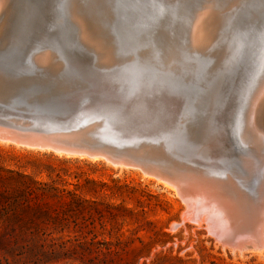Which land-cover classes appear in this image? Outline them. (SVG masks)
I'll list each match as a JSON object with an SVG mask.
<instances>
[{
  "label": "rangeland",
  "instance_id": "1",
  "mask_svg": "<svg viewBox=\"0 0 264 264\" xmlns=\"http://www.w3.org/2000/svg\"><path fill=\"white\" fill-rule=\"evenodd\" d=\"M234 1L232 0V4H230L231 0L211 2L213 10L216 9L218 20L212 36L214 40L211 38L212 42L209 43V47L201 53L198 51V56L195 54L196 50H192L191 55L187 50L190 48L187 26L190 25L196 9L200 10L199 7L207 5L206 2L210 4L208 0H205V3L204 0H105L104 12L98 13L94 18L91 15L86 17L76 10L78 3L81 2L78 0H35L40 5V9L38 8L41 16L40 24L46 29V38L38 41L30 40L26 45L32 50V47L41 46L43 42L42 45L46 46L45 52L50 50L53 53L55 61L51 57V63H57L56 60L61 59L68 65L67 59L73 56L76 59H86V66L96 67L99 64L97 68L100 73L107 74L106 83L122 95L118 100L123 104L121 106L123 116L121 120L111 121L112 124L109 125L111 132L120 133L128 138L137 132L147 133L148 136L152 134L158 138L160 143L154 137L142 142L148 146H154V149H159L173 161L185 165L184 167L190 170L199 169L207 177H214L223 184V188L229 194L231 190L238 193L246 192L249 188L248 181H245L243 173L233 169V163L239 157L249 156L253 160H256L258 156H263L264 160V154L257 152L252 154L246 152V154L241 151L242 149L238 150L235 143V132L237 134L235 120L241 136L242 129H248L246 123L248 120L247 106L249 105L247 102L241 106L242 102L252 96L258 85L264 84V78H262L264 73V0H236L237 3ZM226 5L230 7L226 8ZM7 10L9 11V6L8 9L4 8L0 14V19H2L0 20V31L7 17ZM76 18L79 21L75 20ZM83 22L87 24H82ZM85 25L87 26L84 28ZM56 31L57 33H54ZM81 31H86V37L85 33H83V38L80 37ZM222 34L224 36L227 34V37ZM87 35L88 41L92 40L95 43L89 41L90 44L87 41ZM84 38L87 44L84 43ZM99 46L100 49H98ZM26 51L29 50L26 49ZM101 53L105 54L101 56L99 55ZM97 54L100 58L95 57ZM187 56L188 59H186ZM101 57L105 58V61ZM200 62L206 64V67ZM131 72L137 77H133ZM253 76L258 84L255 85L253 91L245 93L239 102H235L236 88L239 86V90L243 82ZM137 81L141 85L143 82L145 86H141L140 83L138 86ZM161 95H168L167 98L170 101H161ZM118 100L116 99L117 102ZM240 106L243 108L240 111L241 114L238 113ZM208 111L212 115L218 113V124L221 123L226 128L225 131L229 132H226L228 135L226 142L216 145L214 149L216 151L201 153L197 152L200 151L198 148L197 151L189 153L187 148L181 149L179 146L170 144L169 140H172L182 124L187 125L188 121L200 120L201 117L207 119ZM261 112L259 120L261 118L262 121L263 108ZM232 118L234 121L230 120ZM261 121L259 124L264 134V122L261 124ZM239 135L240 142L242 137ZM247 146L250 147V145ZM0 163L12 168L24 169L39 180L58 182L63 177L73 181L74 173L78 172L81 178L91 177L104 181L110 186L119 187L113 195L106 190L98 197L114 202L123 200L125 204L135 209H139V205H142L146 218L152 221L155 229L158 230L155 235L158 242L151 249L147 261L154 258L156 264H264V249L231 251L228 247L221 246L214 233L210 231L209 224L207 226V222H197L190 217L191 213L185 202L173 189L162 181H157L155 177L143 174L144 171L137 167L112 165L103 159L69 156L45 149L26 148L1 140ZM63 169H67L70 176L64 175ZM57 172L60 175L59 178L56 176ZM229 177L234 181L230 182Z\"/></svg>",
  "mask_w": 264,
  "mask_h": 264
},
{
  "label": "water",
  "instance_id": "2",
  "mask_svg": "<svg viewBox=\"0 0 264 264\" xmlns=\"http://www.w3.org/2000/svg\"><path fill=\"white\" fill-rule=\"evenodd\" d=\"M78 1L81 2L76 10L86 17L91 15L94 18L105 8V0ZM3 4L1 12L8 6L9 11L0 31L1 141L8 139L9 143L26 148L103 159L109 163L122 161L148 170L156 168L186 179L188 168L142 142L153 137L157 140V137L136 131L128 138L109 130L113 120L122 119L123 104L118 100L122 95L106 83L107 74L100 73L99 64L96 67H81L72 61V58L76 59L73 56L69 57L68 65L62 60L51 63L49 60L53 55L45 52L46 46L43 45L26 51L28 41L46 38V29L40 24L38 2L4 0ZM256 84L257 79L253 76L243 82L239 90L238 86L234 92L235 102H239L245 93L253 91ZM261 86L258 85V88ZM262 108L264 110V103ZM203 118L182 124L169 140L170 144L175 146L174 142H180V148L185 149L186 144L198 138L196 127ZM194 130L195 135L191 134ZM257 152L263 154L261 150ZM262 157L258 156L256 160L239 157L232 166L248 181L246 192L237 193L249 206L257 204L262 195L259 182L264 170ZM252 237L250 242L243 244V249L260 248L264 243L259 236Z\"/></svg>",
  "mask_w": 264,
  "mask_h": 264
},
{
  "label": "trees",
  "instance_id": "3",
  "mask_svg": "<svg viewBox=\"0 0 264 264\" xmlns=\"http://www.w3.org/2000/svg\"><path fill=\"white\" fill-rule=\"evenodd\" d=\"M73 177L44 181L0 163V264H156L158 230L142 205L99 198L119 187Z\"/></svg>",
  "mask_w": 264,
  "mask_h": 264
},
{
  "label": "bare ground",
  "instance_id": "4",
  "mask_svg": "<svg viewBox=\"0 0 264 264\" xmlns=\"http://www.w3.org/2000/svg\"><path fill=\"white\" fill-rule=\"evenodd\" d=\"M47 1V0H46ZM56 1V0H55ZM59 1V0H58ZM67 1V0H66ZM124 1V0H122ZM126 1V0H125ZM210 2V4L208 2L207 5H204L205 0L203 5L199 7L200 10L196 9V11L194 12L193 17L191 18L190 21V25H188V42H189V46L190 48H188L187 50L190 51V55L193 54L192 50H196L197 52L195 53L196 56L198 51H203L205 50L207 47H209V43L212 42L211 38L214 34V27L217 25L216 23L218 22L217 20V14L215 13V10H213V5H211L212 1L208 0ZM222 1V0H221ZM240 1V0H239ZM110 2V1H109ZM114 2V1H111ZM218 2V1H217ZM216 2V3H217ZM236 2V0L234 1ZM4 0H0V14H1V9L3 7ZM57 3V2H55ZM69 3V2H67ZM194 3V2H193ZM215 3V2H214ZM215 3V4H216ZM221 3V2H220ZM237 3V2H236ZM233 3V4H236ZM41 4V1H40ZM44 4V3H43ZM113 4V3H112ZM182 4V3H181ZM187 4V3H186ZM214 4V5H215ZM218 4V3H217ZM223 4V2H222ZM228 4V3H227ZM230 4H232V0L230 2ZM55 5V4H53ZM66 5V3H65ZM74 5V3H73ZM114 5V4H113ZM185 5V4H184ZM202 5V3H201ZM224 5V4H223ZM56 6V5H55ZM76 6V5H75ZM125 6V5H124ZM187 6V5H186ZM217 6V5H215ZM230 7V5H228ZM227 5L225 6L226 8L228 7ZM58 7V5H57ZM56 7V8H57ZM111 7V6H110ZM197 7V6H196ZM235 7V5L233 6ZM46 8V7H45ZM43 8V9H45ZM67 8V7H66ZM69 8V6H68ZM77 8V7H76ZM189 7H187L188 9ZM212 8V9H211ZM40 9V8H39ZM48 9V7H47ZM54 9V8H53ZM112 9V8H111ZM177 10V9H176ZM45 11V10H44ZM67 11V10H66ZM237 11V9H236ZM53 12V11H52ZM58 12V11H57ZM104 12V11H103ZM46 14V13H45ZM65 14V13H64ZM122 14V13H121ZM49 15V14H48ZM51 15V14H50ZM66 15V14H65ZM185 15V14H184ZM105 16V15H104ZM121 16V15H120ZM219 16V15H218ZM1 17V15H0ZM52 17V16H51ZM54 17V15H53ZM60 17V15H59ZM77 17V16H76ZM90 17V16H89ZM185 17V16H184ZM67 18V17H66ZM65 18V19H66ZM69 18V16H68ZM73 18V17H71ZM79 18V17H78ZM82 18V17H81ZM128 18V17H127ZM187 18V17H186ZM185 18V19H186ZM190 18V17H189ZM45 19V18H44ZM49 19V18H48ZM70 19V18H69ZM74 19V18H73ZM232 19V18H231ZM230 19V21H231ZM2 20V19H0ZM47 20V18H46ZM50 20V19H49ZM67 20V19H66ZM77 21H79L77 18L75 19ZM106 20V19H105ZM233 20V19H232ZM60 21V20H59ZM127 21V20H126ZM187 21V20H186ZM56 22V21H55ZM48 23V22H47ZM59 23V22H58ZM68 23V22H67ZM72 23V22H71ZM85 22H83L82 24H84ZM125 23V22H124ZM228 23V22H227ZM232 22H230L231 24ZM69 24V23H68ZM87 24V23H85ZM117 24H119L117 22ZM172 24V23H171ZM1 25V24H0ZM70 25V24H69ZM77 26V24H75ZM173 25V24H172ZM227 25V24H226ZM229 25V24H228ZM51 26V25H50ZM75 26V27H76ZM80 26V25H79ZM87 25L83 26L84 28ZM92 26V25H89ZM109 27V25H107ZM174 26V25H173ZM184 26V24L182 25ZM52 27V26H51ZM50 27V28H51ZM55 27V26H54ZM186 27V24H185ZM223 27V26H222ZM228 27V26H226ZM230 27V26H229ZM56 28V27H55ZM58 28V26H57ZM56 28V29H57ZM80 28V27H79ZM225 28V27H224ZM223 28V29H224ZM71 30V28H69ZM77 29V28H76ZM75 29V30H76ZM81 29H83L81 27ZM186 29V28H185ZM226 29V28H225ZM230 29V28H229ZM48 30V29H47ZM85 30V29H84ZM182 30V29H181ZM222 29H220L221 31ZM228 30V29H227ZM226 30V32H227ZM51 31V30H50ZM58 31V30H57ZM54 32V33H57ZM78 31V30H76ZM80 31V30H79ZM184 31V30H183ZM185 31V32H186ZM218 31V30H217ZM71 33L73 32L70 31ZM82 35L80 36L81 38H83V33H85L84 31H81ZM89 32V31H88ZM184 32V33H185ZM48 33V32H47ZM94 33V32H93ZM116 33V32H115ZM186 33V35H187ZM224 33V32H222ZM79 34V33H78ZM97 34V33H96ZM102 34V33H101ZM119 34V33H118ZM122 34V33H121ZM225 34V33H224ZM223 35V34H222ZM227 35V34H226ZM225 35V36H226ZM55 36V35H54ZM83 36V37H82ZM95 36V35H94ZM224 36V35H223ZM221 36V37H223ZM224 36V37H225ZM85 37H86V33H85ZM220 37V35H219ZM223 37V38H224ZM227 37V36H226ZM230 37V36H229ZM58 38V37H57ZM218 38V37H217ZM80 39V38H79ZM90 39V38H89ZM108 39V37H107ZM48 40V39H47ZM70 40V39H69ZM83 40V39H82ZM86 43L88 41V35H87V41L86 38H84ZM98 40V39H97ZM111 40V39H110ZM127 40V39H126ZM218 40V39H215ZM222 40V38H221ZM52 41V40H51ZM57 41V40H56ZM90 41V40H89ZM88 41V42H89ZM107 41V40H106ZM225 41V40H224ZM228 41V39H227ZM53 42V41H52ZM76 42V41H75ZM82 42V41H81ZM95 43V41H90ZM89 42V43H90ZM97 42V41H96ZM112 42V41H111ZM214 42V41H213ZM219 42V40H218ZM41 43V42H40ZM39 43V44H40ZM43 43V42H42ZM42 43L40 45H42ZM51 43V42H50ZM49 43V44H50ZM113 43V42H112ZM228 43V42H227ZM226 43V44H227ZM36 44V42H35ZM79 44V43H78ZM77 44V45H78ZM83 44V42L81 43ZM87 44V43H86ZM91 44V43H90ZM89 44V45H90ZM99 44V41H98ZM105 43L103 42V45ZM31 45V44H30ZM44 45V44H43ZM95 45V44H93ZM102 45V44H101ZM213 46V44H211ZM217 44H215L216 46ZM228 45V44H227ZM33 46V45H32ZM37 46V45H35ZM81 46V45H80ZM97 46V43H96ZM70 47V46H69ZM85 47V46H84ZM88 47V46H87ZM102 47V46H101ZM108 47V46H107ZM111 47V46H110ZM114 47V46H112ZM147 47V46H146ZM214 47V46H213ZM220 47V46H219ZM225 47V46H224ZM31 48V47H30ZM30 48H27L30 51ZM86 48V47H85ZM115 48V47H114ZM113 48V49H114ZM218 48V47H217ZM33 49V47H32ZM48 49V48H47ZM90 49V48H89ZM98 49H100V46L98 47ZM104 49V48H103ZM101 49V50H103ZM107 48H105L106 50ZM110 51L111 48H109ZM225 49V48H224ZM227 49V48H226ZM49 50V49H48ZM53 50V49H51ZM71 50V49H70ZM94 50V49H93ZM96 50V49H95ZM100 50V51H101ZM104 50V51H105ZM208 50V49H207ZM216 51H218L217 49H215ZM108 51V50H107ZM192 51V53H191ZM206 51V50H205ZM215 51L216 55H218V53ZM50 52L51 54H53L50 50L47 51ZM55 52V51H53ZM106 52V51H105ZM115 52V51H114ZM150 52V51H149ZM188 52V51H187ZM211 52V51H210ZM220 52V51H219ZM222 52V51H221ZM98 53V52H96ZM108 54H110L109 52H106ZM199 53V55H200ZM206 53V52H205ZM225 53V52H224ZM223 53V54H224ZM257 53V52H256ZM102 54L104 55L105 53H101L99 55L102 56ZM106 54V55H108ZM112 54V53H111ZM105 55V58H106ZM119 55V54H118ZM212 55V54H211ZM210 55V56H211ZM215 55V56H216ZM97 56V58L100 56L95 55V57ZM109 56V55H108ZM189 56V55H188ZM188 56L186 59H188ZM214 56V53H213ZM110 57V56H109ZM201 57V56H200ZM212 57V56H211ZM220 57V56H219ZM53 58V57H52ZM90 58V57H89ZM96 58V59H97ZM102 58L101 59H105ZM115 58V57H114ZM198 58V57H197ZM208 58V57H207ZM206 58V59H207ZM222 58V56H221ZM108 59V57H107ZM106 59V60H107ZM110 59V58H109ZM118 59V57H117ZM116 59V60H117ZM185 59V58H184ZM214 59V57H213ZM217 59V58H216ZM51 60V59H50ZM49 60V61H50ZM54 60V58H53ZM61 60L58 59L56 60L57 62ZM68 60V59H67ZM75 61L78 65H80L81 67H88L86 66V59H73L72 61ZM102 60V61H103ZM119 60V59H118ZM117 60V61H118ZM191 60V59H190ZM192 60H195L192 58ZM201 60V59H199ZM209 60V59H208ZM211 60V59H210ZM220 60V58H219ZM252 60V59H251ZM255 60V58H254ZM52 61V60H51ZM55 61V60H54ZM100 61V60H98ZM101 61V62H102ZM105 61V60H104ZM110 61V60H109ZM212 61V60H211ZM210 61V63H211ZM218 61V60H217ZM116 62V61H115ZM197 62L199 63V61L197 60ZM253 62V61H252ZM55 63V62H54ZM109 63V62H108ZM110 63H112L110 61ZM153 63V62H152ZM201 63V62H200ZM203 63V62H202ZM201 63V64H202ZM216 64V62H214ZM219 63V62H218ZM84 64V65H83ZM104 64V63H103ZM213 64V63H212ZM53 65V64H52ZM204 64H202L203 66ZM206 65V64H205ZM204 65V66H205ZM210 65V64H209ZM148 66V65H147ZM150 67V66H149ZM201 67V65H200ZM206 67V66H205ZM144 69V68H142ZM259 69H262L259 67ZM140 70V69H139ZM137 71V70H136ZM145 71V70H144ZM148 71V70H146ZM150 71V70H149ZM261 71V70H260ZM133 73V72H131ZM139 73V72H138ZM137 73V75H138ZM144 73V72H143ZM261 74V73H260ZM129 75V74H128ZM146 76V74H144ZM148 75V74H147ZM157 75V74H156ZM132 76V75H131ZM130 76V77H131ZM137 77L136 75H134L133 73V77ZM139 76V75H138ZM142 76V75H141ZM151 76V75H150ZM155 77V76H154ZM145 78V77H142ZM138 80V78H136ZM140 79V77H139ZM148 79V78H147ZM146 79V80H147ZM151 79V77H150ZM149 79V80H150ZM133 80V78H132ZM135 80V78H134ZM151 81V80H150ZM140 82L137 81L136 84H138ZM145 83V82H144ZM134 84V83H133ZM141 85V83H140ZM138 84V86H140ZM142 85L143 82H142ZM141 85V86H142ZM145 86V85H144ZM147 86V85H146ZM191 88V87H190ZM192 89V88H191ZM195 89V88H194ZM191 91V90H190ZM176 93V92H175ZM196 93V92H195ZM197 94V93H196ZM168 95H161L160 96V100L161 101H170L169 98H167ZM173 99V98H171ZM248 102V120H247V128L248 129H242V133L241 136L240 134V130L239 127H237L236 124V120H235V129L237 131V134L235 132V143L237 144L238 150L242 149L241 151L243 152H248V154H252L253 152H257L258 150H261L264 154V134H262V129H261V125L259 124V121H261V118L259 120V115L263 114L261 112V108H262V104L264 103V85H262L260 88H257L256 90H254L252 96L246 98L245 101H243V105L244 106L246 103ZM240 106L239 108V112L241 111V109L243 110V108ZM246 110V109H245ZM261 112V114H260ZM214 113V112H213ZM234 113V112H233ZM223 114V113H222ZM241 114V113H240ZM224 115V114H223ZM222 115V116H223ZM240 116V115H239ZM263 116V115H262ZM261 116V117H262ZM217 117H218V113H215L214 115H212L210 113V111H208L207 113V119L204 117L202 120V123H200L199 127H196V131H198V138L194 141H192L191 143L186 144V148L188 149L187 151L189 153L193 152V151H197L198 148H200V151L198 150L197 152H201V153H205V152H210L213 151L216 147V145L218 144H222L225 143L226 140L228 139V135L226 134L227 131H225L226 128H224L223 125L218 124L217 121ZM161 118V117H159ZM223 118V117H222ZM226 118V117H225ZM243 118V117H242ZM194 119V118H193ZM215 121H214V120ZM264 119V118H263ZM262 119L261 124H263L262 122H264ZM233 120L234 119H230ZM246 120V119H245ZM198 122V121H197ZM231 122V121H230ZM239 122V121H238ZM243 122V121H242ZM166 123V122H165ZM227 123V122H226ZM223 124V123H222ZM230 124V123H229ZM228 124V125H229ZM233 124V123H232ZM165 127V125H164ZM227 127V126H226ZM243 128V127H242ZM231 129V128H230ZM264 129V128H263ZM262 131V132H261ZM229 133V132H227ZM191 134H196L195 130L192 131ZM237 135V136H236ZM238 135L240 137H242V141L239 142L238 140ZM3 141H8L10 142L8 139H2ZM182 143V142H181ZM234 143V142H233ZM17 144V143H15ZM175 146H181L180 142L178 144H176V142L173 143ZM228 144V143H227ZM247 145H250V147H248ZM182 147V146H181ZM221 147V146H220ZM232 148V147H231ZM224 150V149H223ZM232 150V149H231ZM216 151V150H214ZM220 151V150H219ZM240 151V152H241ZM258 153V152H257ZM247 154V153H246ZM248 156V155H247ZM246 156V157H247ZM247 158H250L247 157ZM110 164L112 165H122V166H131V167H135L133 165H128L122 161H114V162H110ZM183 165V164H182ZM185 166V165H184ZM187 166V165H186ZM189 167V166H188ZM139 169H141L143 172V174H146L150 177H155L157 179V181H162V183L166 184L167 186H169L171 189L174 190L175 193H177L178 196H180L182 198V201L185 202L188 211L191 213L192 219L194 221H205L207 222V226L209 224L210 227V231L213 232L216 235V238L218 239L217 241H219L221 243V246L223 247H228L231 251H243V250H247L243 249L242 246L243 244H246L248 242H250L253 237L252 236H259L261 239L264 240V170L262 173V176L259 179V182L261 181V188H262V192H261V198L258 200L257 204L255 203L254 206L253 204L251 206L247 205L246 201L244 200V198L238 194L236 191L232 190L230 191L231 196L229 195V192H227V190H225L223 188V184L220 183L219 180L215 179L214 177H207V175H205L203 172H201V170L199 171V169L197 170H190L188 171V176H186V179L183 180V177L180 176H176V175H168L166 172L163 173L162 171L160 172V170L158 171L156 168L152 169V170H148L146 168H143L141 166L137 167ZM191 169L193 167H190ZM194 169V168H193ZM208 173V171H207ZM238 173V172H237ZM242 174V173H241ZM178 175V174H177ZM182 175V174H181ZM244 175V174H243ZM228 176V175H227ZM225 176V178L227 177ZM231 176V175H229ZM232 177V176H231ZM230 178V177H229ZM227 179V178H226ZM229 180V179H228ZM234 181L233 179L230 178V182ZM225 181V180H224ZM223 181V182H224ZM187 182V183H186ZM232 185V184H230ZM230 187V186H229ZM235 190V189H234ZM238 191V190H237ZM187 212V211H186ZM189 215V214H187ZM206 225V224H205ZM214 235V236H215ZM249 249H255V250H260V249H264V243L261 245L260 248H249Z\"/></svg>",
  "mask_w": 264,
  "mask_h": 264
}]
</instances>
